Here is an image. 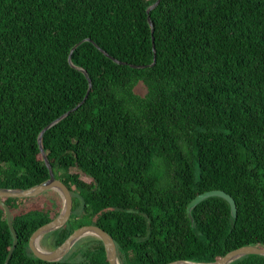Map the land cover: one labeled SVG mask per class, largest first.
Segmentation results:
<instances>
[{
  "label": "trees",
  "instance_id": "16d2710c",
  "mask_svg": "<svg viewBox=\"0 0 264 264\" xmlns=\"http://www.w3.org/2000/svg\"><path fill=\"white\" fill-rule=\"evenodd\" d=\"M155 1L0 0V187L49 178L38 134L83 99L80 69L91 80L41 139L72 194L68 221L40 241L50 249L89 224L112 236L120 264L211 262L264 246V0H160L147 14ZM209 190L229 194L236 217L210 196L190 218L189 202ZM3 200L18 236L8 264H109L92 235L57 261L32 253L33 231L61 210L56 191ZM12 243L0 206V264Z\"/></svg>",
  "mask_w": 264,
  "mask_h": 264
},
{
  "label": "water",
  "instance_id": "95a60500",
  "mask_svg": "<svg viewBox=\"0 0 264 264\" xmlns=\"http://www.w3.org/2000/svg\"><path fill=\"white\" fill-rule=\"evenodd\" d=\"M160 0H156L153 4H151L146 12L147 14L149 13L150 10L155 8L159 4ZM147 21L151 27V33H153L154 27L153 23L150 19L149 16H147ZM90 40V39H86ZM82 41H79L76 43L70 50V54L68 56V61L71 64V52L81 43ZM96 47H99L96 45ZM152 47L153 51L155 52V44H154V38L152 36ZM100 50L109 58L113 59L117 63H123L117 59H115L113 56L105 52L103 49L100 48ZM155 62V56L153 58V61L150 65H153ZM72 65V64H71ZM133 67H144L146 65H132ZM148 66V65H147ZM84 75L86 76L88 80V89L86 94L84 95L83 99L77 103L73 108L70 110L66 111L59 117H57L55 120L50 122L48 125H46L38 134L37 137V142L38 146L40 149V152L42 154L44 163L46 167L48 168L49 172V178L38 183L35 185H32L27 188L23 189H16V188H5V187H0V206L4 209L5 215H6V220L8 227L13 235V243L12 246L8 252V255L5 259L4 264H8L10 256L17 244V233L15 231L14 226L12 225V219H11V211L8 205L4 202L3 198H29V197H36L46 191L49 190H54L56 191L62 200V207L60 212L56 217H54L52 220L48 221L47 223L41 225L38 227L36 230L33 231L29 238V248L31 249L32 253L38 257L39 259L45 260V261H57L65 257L67 253L71 250L72 246L82 237L92 235L97 237L103 242L105 253H106V258L109 262V264H120L118 254H117V248L116 244L112 238V236L107 233L105 230L100 228L97 225L89 224V225H83L81 227L76 228L71 234H69L66 239L59 244L57 247L53 249H44L41 244L40 240L44 234H47L49 232L54 231L55 229L65 225V223L68 221L71 211H72V194L69 190V188L61 181L60 179L56 178L52 169V166L47 158V155L42 147L41 139L42 135L45 130H47L49 127H51L53 124L57 123L61 119H63L69 112L74 111L78 106H80L85 99L87 98L89 89L91 87V80L88 77L87 72L84 69H80ZM210 196H218L223 199H225L230 206V212L233 217H236V205L233 200V198L224 192L223 190H209L202 192L195 196L188 204L187 206V213L190 218L191 216V210L192 208L198 204L200 201L204 200L207 197ZM248 254H259V255H264V246L260 245H244L238 248H235L233 250H230L226 254H224L222 257L218 258L215 261L211 262H193V261H188V260H175L171 261L165 264H229L232 261Z\"/></svg>",
  "mask_w": 264,
  "mask_h": 264
},
{
  "label": "rangeland",
  "instance_id": "374dc122",
  "mask_svg": "<svg viewBox=\"0 0 264 264\" xmlns=\"http://www.w3.org/2000/svg\"><path fill=\"white\" fill-rule=\"evenodd\" d=\"M139 85H141V84H139ZM138 90H141V87L140 86H138ZM52 197V196H51ZM29 198H31V197H29ZM50 198V194H46L45 193V195H42V196H40L38 199H34V200H26V201H24L22 204H21V206H28V207H30L32 204H34V203H37V201H39V202H42V201H47V199H49ZM44 236V235H43ZM42 236V237H43ZM44 238V237H43ZM42 239V238H41ZM41 241V240H40ZM40 244H41V242H40ZM41 246L44 248V249H50V248H48L47 246H45V245H42L41 244ZM71 251V250H70ZM70 251L67 253V255H65V257L66 256H68L69 255V253H70Z\"/></svg>",
  "mask_w": 264,
  "mask_h": 264
}]
</instances>
